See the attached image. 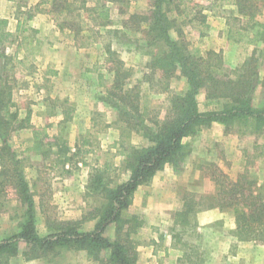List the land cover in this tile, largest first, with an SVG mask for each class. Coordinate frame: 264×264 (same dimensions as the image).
Here are the masks:
<instances>
[{"label": "rangeland", "instance_id": "374dc122", "mask_svg": "<svg viewBox=\"0 0 264 264\" xmlns=\"http://www.w3.org/2000/svg\"><path fill=\"white\" fill-rule=\"evenodd\" d=\"M17 1L0 0V17L9 19V27L17 35L14 44L5 50L10 62L1 81L6 80L12 86L11 98L19 117L23 118L29 112L31 128L11 133L9 144L22 159L26 180L33 191L34 201H37L36 228L42 235L46 232L43 210L54 217L79 218L78 211L83 212V208L93 202V198L85 197L83 192L89 164L100 165L106 159L119 167V173L122 171V157L114 146L121 138L117 113L104 100L113 78V73L105 67L110 65L106 46L114 49L117 59L131 70L128 83L136 87L133 94H137L140 108L147 109L145 118L157 119H162L166 112L168 93L161 90L163 81L158 80L157 72L152 74L149 64L152 52L165 47L162 44L147 46L141 33L130 30L129 24L124 27L122 23L131 13L148 14L152 0H65L66 12L61 15L53 11L52 0H26L27 5L20 9ZM211 1L199 0L198 3ZM36 3L39 5L34 9ZM99 6L107 9V18L98 16ZM27 8L34 14L20 29ZM204 13V25L192 23L184 27L191 45L202 51H221L227 71L254 51L255 66L264 82V35L250 44L245 43V38L237 32L229 35L228 26L234 25L230 17L236 15L232 5L225 4ZM258 19L264 23V3L260 6ZM104 21L112 24L102 25ZM114 30L119 33L116 35ZM170 36L174 37V33L170 32ZM1 71L0 61V74ZM255 85L253 104L264 106V86L259 81ZM186 87V79L179 71L169 79V94H182ZM197 100L201 111L220 108L219 104L204 106L203 93L197 95ZM65 109H69L70 118L61 122ZM32 129L46 134L53 143L50 149L43 146L41 152L29 154L27 148L32 144ZM253 129L254 126L233 122L229 132L225 133L222 123L213 122L208 127H201L195 135L185 137L183 141L190 149L189 155L181 166L173 168L180 171L188 164L187 172L192 173L186 178L188 182L179 186L177 201L194 202L200 195L212 193L215 187L211 178L213 171L222 172L234 180L246 168L257 181V186L264 189V133L255 134ZM125 135L122 134L124 143L144 142L135 133L129 132L127 138ZM66 146L69 151L64 153L62 150ZM120 177L124 175L121 173ZM205 178H209V191L205 190ZM4 204L0 210V239L18 231V202L10 197ZM186 208L189 211V207ZM188 213L187 223H173L169 229H164L166 234L180 233V238L172 237L173 254L159 262L156 260L155 264H264V250L257 253L251 248L252 243L264 244L239 240L232 235L235 220L230 210H221V218L203 227L198 225L197 213ZM223 224L226 228L221 230L219 226ZM231 225L232 228H227ZM139 231L142 234L140 239L137 238V247L150 238L145 230L139 228ZM105 234L112 238L113 226L107 227ZM154 235L158 232L155 231ZM228 238L232 240L228 241ZM245 242H248L246 247ZM20 246L21 249L24 247ZM162 247H157L160 257L163 256ZM190 248L194 253L188 260L185 254ZM67 252L59 264H73L77 260L75 253ZM233 256L234 259L229 260Z\"/></svg>", "mask_w": 264, "mask_h": 264}, {"label": "trees", "instance_id": "16d2710c", "mask_svg": "<svg viewBox=\"0 0 264 264\" xmlns=\"http://www.w3.org/2000/svg\"><path fill=\"white\" fill-rule=\"evenodd\" d=\"M25 1L18 0L17 7L26 6ZM198 1L152 0L148 14L134 12L122 20L124 27L129 24L130 30L141 33L147 46L162 44L165 47L152 52L149 66L152 74L157 72L158 80L163 81L160 82L161 90L168 93L166 112L162 119L145 118L147 109L140 108L138 96L133 94L136 87L128 83L131 70L117 59L114 49L106 46L110 65L105 67L113 73V78L104 100L117 113L121 138L114 146L116 153L122 157V171L119 173V167L106 159L100 165L90 167L84 196L93 198V202L76 219H58L43 210L46 232L42 235L36 228V204L25 177L22 159L9 144L11 133L31 127L29 112L23 118L19 117L11 98L12 86L6 80L1 81L10 62L5 50L14 44L17 35L9 27V19L0 17V210L10 197L20 206L18 231L0 239V264H9L10 259L17 255L26 260L41 259L46 264H59L67 251H84L87 258L97 264H136V235L142 220L137 214L128 212L133 193L139 185L149 183L154 174L165 166L177 168L185 162L190 149L183 139L213 122L222 123L225 133L229 132L233 122L254 126L255 134L264 133V106H255L252 97L258 81L264 86L255 66L254 51L227 71L221 51H202L192 46L184 29L186 24L204 25V11L210 12L229 4L236 11V15L230 17L234 25L228 24L229 35L237 32L245 38V43H254L264 35V23L258 19L264 0ZM65 4V0L51 1L57 15L66 12ZM38 5L36 3L34 9ZM99 9L98 16L107 18V9L101 6ZM33 14L29 8L26 9L20 29ZM108 22L101 24H112ZM113 32L117 35L119 30ZM170 32L174 33V37L170 36ZM178 71L185 77L187 87L182 94H169V79ZM199 93L204 94V106L219 104L220 108L201 111L197 100ZM69 113V109L62 111L61 122L69 120ZM129 132L137 134L144 142L124 143L122 134L126 133L127 138ZM32 136L33 142L27 150L41 152L43 146L50 149L53 144L38 129H32ZM62 151L67 153L69 149L66 146ZM121 173L128 174V177L123 180ZM211 178L215 183L214 191L200 195L194 202H184L183 207L174 213V224L187 223L189 211L196 213L210 208L230 210L235 220L232 235L239 240L264 244V189L257 186V181L246 168L234 180L217 171H213ZM91 220L94 221L92 229H83L84 222ZM110 225L113 226L112 238L105 234ZM179 234L172 236L179 239ZM20 245L24 247L21 249ZM192 250L190 248L185 254L188 260L194 253Z\"/></svg>", "mask_w": 264, "mask_h": 264}, {"label": "crops", "instance_id": "0c3cea01", "mask_svg": "<svg viewBox=\"0 0 264 264\" xmlns=\"http://www.w3.org/2000/svg\"><path fill=\"white\" fill-rule=\"evenodd\" d=\"M31 138L32 139L30 140L32 143L33 136ZM34 153H39V152H34L32 150H29L30 155ZM83 165H85V163H83ZM90 167L92 166H90L89 164V169ZM187 170H188V164L187 165L185 164L183 166V170L181 169L180 171L174 169L172 166L167 165L160 171L156 172L149 183L141 184L135 189L128 211L130 213L139 214L138 216L142 220V225L140 229L145 230V232H147L150 235V238H148L146 242L142 243L143 245L138 244L137 247L138 258L136 264H155L156 260H158L159 262L162 259H166L167 258L166 256L173 254L171 249L173 244L171 239L173 236L170 232H169L170 234H166V232L165 233L163 232L165 231L164 230L165 228L169 229V226L173 225L174 223L173 213L175 212V210L177 211L181 209V207L183 206V203L177 201V197H178L177 190L179 186H183V183L186 181V178L190 176V174L192 173L191 171L187 172ZM123 175L124 177L122 179L125 180L128 177V174L124 173ZM86 179L87 177H85V181H83V192L85 191ZM208 179L209 178H205V180L203 179V183L204 184L207 183V187L205 189L206 191H209ZM49 188L51 187L49 186ZM38 193L41 194L40 191H38ZM51 203H53L52 200ZM53 204L54 206H56L55 202ZM83 206H84V202H83ZM72 212H68V213L70 214ZM81 213H82L81 210L78 211L79 217L81 216L80 215ZM196 213H197L196 215H197L198 225L202 227L212 220L215 221L218 220V218H221V214H220L221 210H219L218 208L202 209L197 211ZM56 217L58 219H71V217L72 219L73 218L76 219L77 216H71V217L68 216L63 218L60 216L59 217L56 216ZM93 224H94L93 220L86 221L83 224V229L90 230L92 229ZM219 228L222 230L223 228H226V226L225 224H223V226H219ZM227 228H232V225ZM152 230L157 231L158 235H154L155 231L151 233ZM137 233H138L137 238L140 239V234L142 233H140V231ZM141 236L144 237V235ZM227 240L231 241L232 239L228 238ZM234 242H238V241L234 239ZM240 243L242 242H239V244ZM251 245H253L251 246V248L255 249L254 251L257 253H260L261 251L264 250V246H260L254 243H252ZM161 246H163L162 257H160L159 251L157 249V247L160 248ZM246 246H248V242H245V247ZM67 253L76 254L77 260L73 264H97L89 260L84 251H75V252L68 251ZM232 259H234V256L231 259L229 258V260ZM9 264H45V263L40 259L26 260L23 256L17 255L10 259Z\"/></svg>", "mask_w": 264, "mask_h": 264}]
</instances>
